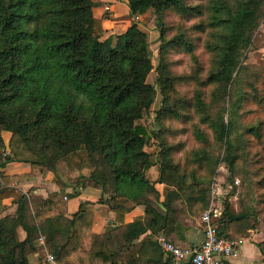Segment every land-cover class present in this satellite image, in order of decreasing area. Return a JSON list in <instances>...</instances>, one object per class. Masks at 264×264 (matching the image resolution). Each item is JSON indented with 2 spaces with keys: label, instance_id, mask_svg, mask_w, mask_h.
I'll list each match as a JSON object with an SVG mask.
<instances>
[{
  "label": "trees",
  "instance_id": "16d2710c",
  "mask_svg": "<svg viewBox=\"0 0 264 264\" xmlns=\"http://www.w3.org/2000/svg\"><path fill=\"white\" fill-rule=\"evenodd\" d=\"M195 1L128 0L132 16L151 9L158 15L162 44L155 67L149 36L136 21L123 33L102 38L108 13L96 15L94 0H0V204L6 198L17 204L14 214L0 217V264H32L30 255L38 253L41 260L47 248L59 264H174L148 236L142 245L149 240L151 254L137 257L135 241L149 230L180 232L209 209L210 188L197 168L214 163L213 174L225 163L234 181L243 161L256 165L247 168V187L254 186V178L264 187V68L245 63L264 19V0ZM205 1H210L208 8ZM207 9L208 24L202 20L195 26L211 29L206 45L211 68L202 78L189 27L168 36L165 18L171 13L202 17ZM173 49L192 56L194 73L173 72L168 57ZM153 69L156 84L148 81ZM181 81L194 82L192 96L177 89ZM157 87L162 126L155 132L141 120L151 111ZM247 102L254 108L247 109ZM189 110L210 131L197 125L200 145L182 162L175 154L183 143L169 140L164 122L189 116ZM253 114L258 121L246 123ZM2 131L9 132L7 141ZM151 138L161 142L156 158L145 150ZM214 146L218 152L211 150ZM11 163L29 165L31 171L9 173ZM154 166L156 180L149 176ZM48 173L59 191L46 198L19 186L25 177ZM88 187L100 189L99 199L85 200L69 214V199ZM118 197L142 207L145 219L125 224L129 210L112 202ZM96 203L106 206L107 219L113 212L121 226L94 232ZM230 207L226 202L213 220L219 235L234 238L227 231L229 222L246 229L264 222L263 207L254 218L245 216L246 208L235 214ZM40 236L45 246L36 244Z\"/></svg>",
  "mask_w": 264,
  "mask_h": 264
},
{
  "label": "rangeland",
  "instance_id": "374dc122",
  "mask_svg": "<svg viewBox=\"0 0 264 264\" xmlns=\"http://www.w3.org/2000/svg\"><path fill=\"white\" fill-rule=\"evenodd\" d=\"M95 1V12L97 14L108 13V18L105 21V26L107 32L103 35V39L107 38L111 34H120L123 33L133 21H136L139 27L147 32L153 50V63L155 67L158 63V56L161 48L162 41L160 39V30L158 26V15L156 12L151 9L146 14L139 16H132L130 14L128 0H94ZM192 3H198V1L192 0ZM210 1H205L207 8L209 7ZM208 9L206 10L205 16L196 17L191 19L181 18L175 13H171L168 17L165 18V23L169 29L168 36H173L181 33L182 31L186 32L185 28L189 27L188 35L193 42L194 54L199 60L201 66L202 78H206L208 72L211 68V53L207 50V42L210 39L211 29L206 27L204 30H199L195 26L199 24L200 21L205 20L206 24L208 21ZM169 60L171 62V68L174 73L180 74H190L196 71L195 62L192 56L184 51L173 49L168 53ZM245 63L250 65H256L264 68V19L260 23L259 28L256 30L253 38L252 45L249 47L246 52ZM157 71L153 69L148 77V81L152 84H156ZM177 89L182 94L192 96L195 91V84L193 81H181L177 84ZM205 89V88H204ZM157 96L154 104L151 107L149 115H147L141 122L146 125L150 131L158 132L161 131V124L157 118L158 110L162 106V94L157 87ZM206 90L210 88L206 87ZM254 104L252 102H247V109H253ZM190 115L182 119H167L165 120V131L168 134V138L173 143H183L181 151H177L175 156L177 160L184 162V154L192 148H197L200 143L195 137V128L200 124V117H198L194 111L189 110ZM258 121L257 115L253 114L248 116L246 123H256ZM200 126L206 131H210L209 127L206 124H200ZM173 131V135L171 132ZM1 135L6 138L9 136L8 131H2ZM211 142L215 143V139L211 137ZM145 150L150 152L154 158L158 156L161 150V142L157 138H151ZM211 150L218 152L217 147H212ZM215 154V153H214ZM216 156V154H215ZM252 157L249 156V161ZM215 164L206 165L204 168H197L198 174L200 176H205L207 180V186L210 188V198H209V209L214 207L219 210L224 208L226 202L230 203V210L235 214L241 212L246 208L244 212L247 218L259 217L260 214L258 210L260 207L264 208V195H261L264 192V187L258 184V179L254 178V186L250 185L247 187L246 181L249 179L250 174L248 169H251L253 166L243 164V161L240 163V168L243 169L241 173L238 172V175L232 181V174L225 163H220L217 166L213 174L211 170ZM264 175V172L263 174ZM262 175L260 177H262ZM10 200V199H9ZM11 201V200H10ZM9 204V203H7ZM208 210V209H207ZM203 214V213H202ZM202 214L196 218L197 223L202 225ZM263 215V214H262ZM244 216V217H245ZM39 260V258H37ZM37 259L34 258V255H30V261L32 264H37ZM37 261V262H36Z\"/></svg>",
  "mask_w": 264,
  "mask_h": 264
},
{
  "label": "crops",
  "instance_id": "0c3cea01",
  "mask_svg": "<svg viewBox=\"0 0 264 264\" xmlns=\"http://www.w3.org/2000/svg\"><path fill=\"white\" fill-rule=\"evenodd\" d=\"M95 12V11H94ZM99 12H95L96 15ZM8 138H6V141ZM9 152V149L7 150ZM3 170L2 168L0 171ZM6 171L9 173H19V174H26L31 171L29 165L25 164H9L6 166ZM1 175V173H0ZM149 176L152 180H156L159 176L158 173V166H154L149 171ZM20 188L24 191L28 192L29 189H33V193L37 195H41L42 197L46 198L49 193L54 191H59V186L57 185L56 179L52 173H48L47 175H34L30 177H25L23 181L19 184ZM158 187L162 192H165V186L163 184H158ZM101 195L100 189L97 187H88L82 190L81 194L76 198H71L68 201V212L69 214H73L79 209L80 203L85 200H92L97 201ZM11 201H10V200ZM117 205H121L124 208L128 209L129 212L126 214L125 217V224L133 223L137 220H144L145 213L142 207L134 206V204L127 198L118 197L112 201ZM9 203V204H7ZM6 206L5 209L0 210V217H3L7 214H14L17 208V204L13 202V198H6L2 200V205ZM95 216L93 221L92 230L99 234L105 233L107 227L110 226H121L122 223L115 221V214L110 212V219H107V211L106 206L96 203L95 205ZM111 220V221H110ZM263 221L262 219H260ZM260 221V222H261ZM236 222H229L227 231L232 235L234 238L239 241V245L235 250V253L232 257V264H264V222L260 224L257 229H246L244 227H237ZM19 236L21 239H25L27 236L26 231L19 227ZM163 233L167 238L173 240L177 244L185 245V244H192V245H199L203 240V230L201 223H191L190 226L186 228V226L182 227L180 232L174 231L172 234H167L163 229L157 231V233L152 234L149 230L148 232L142 234L136 241L138 245L135 247L138 250L136 251V256L142 258H146L151 254L152 245H149V240L146 241L145 245H142L143 241L148 237H151L161 249L157 242V237L159 234ZM40 238H43L42 241ZM36 244L38 246H45V238L44 236H40ZM147 244V245H146ZM162 250V249H161ZM163 251V250H162ZM53 254L50 250L46 249V255L43 259L38 260L39 258L38 253H33L34 258L37 259V264H52L47 260L48 254ZM32 256V254H31ZM142 256V257H141ZM165 259L167 256L164 254ZM142 260H140L141 262Z\"/></svg>",
  "mask_w": 264,
  "mask_h": 264
},
{
  "label": "built area",
  "instance_id": "2783aa9c",
  "mask_svg": "<svg viewBox=\"0 0 264 264\" xmlns=\"http://www.w3.org/2000/svg\"><path fill=\"white\" fill-rule=\"evenodd\" d=\"M221 214L218 208H210L202 216L203 240L199 245H180L167 238L163 233L157 242L163 252L172 258L174 264H232V257L239 245L237 239L219 235L214 218ZM42 241L43 238H40ZM44 243V241H42ZM47 260L59 264L53 254Z\"/></svg>",
  "mask_w": 264,
  "mask_h": 264
}]
</instances>
